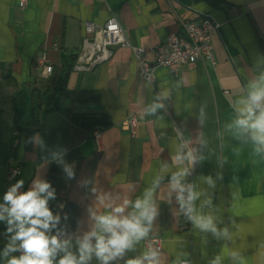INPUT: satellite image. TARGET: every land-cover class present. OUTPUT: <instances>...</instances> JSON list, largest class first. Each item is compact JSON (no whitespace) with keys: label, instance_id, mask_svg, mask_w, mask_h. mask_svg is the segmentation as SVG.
I'll use <instances>...</instances> for the list:
<instances>
[{"label":"crops","instance_id":"crops-1","mask_svg":"<svg viewBox=\"0 0 264 264\" xmlns=\"http://www.w3.org/2000/svg\"><path fill=\"white\" fill-rule=\"evenodd\" d=\"M110 17L119 21L131 47L144 49L180 32L183 22L208 17L219 25L212 38L216 64L191 62L177 77L160 68L147 79L134 53L116 48L109 62L86 73L71 71L57 111L41 117L26 149L25 135L13 128L14 97L46 82L53 87L62 60L81 48L84 25L102 26ZM42 56L53 68L48 79ZM141 60L151 64L154 56L147 51ZM261 74L264 0H28L25 9L18 0H0V203L16 181L23 179L20 191H26L34 180H46L55 189V199L49 200L54 215L61 217L68 203L76 208L57 226L68 234L62 239L72 237L75 252V236L93 223L91 211L107 213L109 205L134 202L154 188L157 215L147 237L112 264L142 255L149 238L161 240L159 264H211L217 256L221 264H264V152H256L233 124L237 101L247 97L249 83ZM80 91L96 92L99 104L77 105ZM155 105L162 107L153 112ZM76 114L104 115L109 126L100 129L99 142L73 122ZM133 116L138 120L134 136L122 129ZM189 151L193 162L175 160ZM56 152L72 165L74 178L52 158ZM74 152L79 157L66 161ZM11 167L21 174L7 183ZM182 168L188 169L184 183L201 193L197 211L213 217L220 235L193 223L183 226L170 192L171 176ZM6 227L0 222V252L8 242ZM0 264H6L3 257ZM90 264H98L95 257Z\"/></svg>","mask_w":264,"mask_h":264},{"label":"clouds","instance_id":"clouds-1","mask_svg":"<svg viewBox=\"0 0 264 264\" xmlns=\"http://www.w3.org/2000/svg\"><path fill=\"white\" fill-rule=\"evenodd\" d=\"M157 107L162 105H155L151 111L154 112ZM235 111V128L249 136L256 145V152H264V74L249 83L247 97L237 101ZM52 158L63 166L67 178H74L72 165L64 162L60 152L54 153ZM185 158L190 163L195 160L191 151L186 157L178 154L175 160L182 162ZM187 175V168L173 173L170 192L175 193L181 210L195 227L220 235L213 217L197 211L195 201L201 193L195 191L192 184L184 183ZM206 179L211 186L212 178ZM156 183L158 185L159 181ZM23 185V179L12 184L3 195V203H0V222L6 224L5 234L8 235V242L0 257L6 260V264H90L93 257L98 264H112L147 237L157 215L152 198L154 188L146 190L143 198H137L134 202L125 199L122 205H109L111 211L107 213L91 211L93 223L88 231L75 236L74 252L72 237L61 238L68 234L57 227L60 215H54L49 207V200L55 199L52 185L46 180L36 179L28 190L20 191ZM128 207L132 211L125 214ZM53 230H56L55 235L51 234ZM223 234H227L226 229ZM15 252H20V255H11ZM58 255L60 258L57 261ZM231 255L235 258L238 253ZM158 257V252L150 248L142 255L128 259L125 264H159ZM211 264H221V258L217 256Z\"/></svg>","mask_w":264,"mask_h":264},{"label":"built area","instance_id":"built-area-1","mask_svg":"<svg viewBox=\"0 0 264 264\" xmlns=\"http://www.w3.org/2000/svg\"><path fill=\"white\" fill-rule=\"evenodd\" d=\"M102 2L104 0H96ZM28 0H18V6L25 9ZM181 31L170 34L162 44L155 45L150 49L131 47L128 39L115 17H110L102 26L86 23L84 25V37L81 48L76 55V61L72 67L75 73H86L95 67L105 64L112 59L113 51L116 48H128L137 58L143 75L149 77L158 69L165 68L177 77L181 69L191 62H209L215 65L214 49L212 38L218 34L219 25L208 17H202L198 21H185L180 26ZM150 52L154 56L151 64L141 60V55ZM40 65L43 68V77L48 79L53 68L47 64V57L42 56ZM138 120L131 117L123 125L122 129L132 136L136 134ZM94 141L99 142L100 130L92 133ZM19 167H11L5 176L7 183H14L20 176ZM183 226L189 228L192 222L180 210ZM145 248L155 249L158 253L162 250L160 239L149 238L144 241ZM179 264H191L190 261L183 260Z\"/></svg>","mask_w":264,"mask_h":264},{"label":"trees","instance_id":"trees-1","mask_svg":"<svg viewBox=\"0 0 264 264\" xmlns=\"http://www.w3.org/2000/svg\"><path fill=\"white\" fill-rule=\"evenodd\" d=\"M76 61V56L67 57L62 60L59 76L53 87H50V82H46L39 88L31 91L23 90L14 97L13 110L14 121L13 128L25 135V147L30 149L34 134L40 130L41 117L43 115L52 114L57 111L60 100L65 92L68 84V79L72 71V67ZM99 104L98 94L94 91H80L77 98V105L96 106ZM73 122L90 133L109 126L103 114L100 115H80L76 114L73 117ZM78 152H74L66 158V161L71 162L76 160ZM76 208L68 203L66 211L61 216V220L71 217L72 211ZM60 220V223H61Z\"/></svg>","mask_w":264,"mask_h":264}]
</instances>
